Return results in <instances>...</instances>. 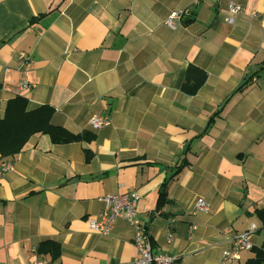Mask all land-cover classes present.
I'll return each mask as SVG.
<instances>
[{"label":"crops","instance_id":"1","mask_svg":"<svg viewBox=\"0 0 264 264\" xmlns=\"http://www.w3.org/2000/svg\"><path fill=\"white\" fill-rule=\"evenodd\" d=\"M228 1L0 0V117L22 95L30 110L54 107L53 124L93 134L55 143L37 132L0 155L14 167L0 180V264H132L128 220L107 235L89 224L102 196L125 191L140 195L154 252L181 264H221L252 224L253 246L264 244V0H235L233 24ZM185 8L175 29L165 24ZM190 64L207 73L194 95L181 89ZM105 112L112 123L93 129ZM45 240L58 257L38 251Z\"/></svg>","mask_w":264,"mask_h":264},{"label":"built area","instance_id":"2","mask_svg":"<svg viewBox=\"0 0 264 264\" xmlns=\"http://www.w3.org/2000/svg\"><path fill=\"white\" fill-rule=\"evenodd\" d=\"M241 11H243V6L241 4L235 0H229L227 12L225 14L226 21L233 24L235 22V15ZM190 15L191 11L189 8L172 10L165 19V24L175 29L185 16L189 17ZM255 15L254 13V16ZM26 56L25 53H22V58ZM29 87L30 84L28 82H23L19 85L20 90ZM89 123L93 129H100L110 125L112 122L110 115L105 112L92 115ZM13 168L11 162L0 158V180L7 172L13 170ZM101 199L104 201L105 207L90 220V228L100 234L107 235L112 231L118 219L122 218L128 220L134 229L133 242L137 250L132 264H181L175 255L159 251L154 252L151 235L146 229V222L137 216V207L140 199V195L137 191L109 193L102 196ZM196 210H208L207 201L203 197L197 199ZM194 228L195 225H192L191 229L193 230ZM256 229V225L252 224L248 230L235 235L232 240V245L223 250L221 264H228L229 262L238 260L242 251L252 250V236ZM173 237V233L169 232L168 241H172ZM34 264H47V260L37 256Z\"/></svg>","mask_w":264,"mask_h":264},{"label":"trees","instance_id":"3","mask_svg":"<svg viewBox=\"0 0 264 264\" xmlns=\"http://www.w3.org/2000/svg\"><path fill=\"white\" fill-rule=\"evenodd\" d=\"M206 78L205 70L190 64L187 67L181 89L189 95H194L203 86ZM244 87L245 83L241 84L238 90ZM54 111V107L49 104H42L30 110L28 99L22 95L10 99L7 102L4 116L0 117V155L5 157L19 152L29 137L37 132L48 133L55 143L90 141L93 138V134L89 131L74 133L63 126L53 124L51 119ZM87 154L89 158V152ZM166 198L167 188L165 186L160 193V200L164 201ZM255 212L264 228V207L256 209ZM263 247L264 244L253 246L252 251L255 255L244 264H264ZM38 251L49 252L53 257H58L61 253V245L53 240H45L39 245Z\"/></svg>","mask_w":264,"mask_h":264}]
</instances>
